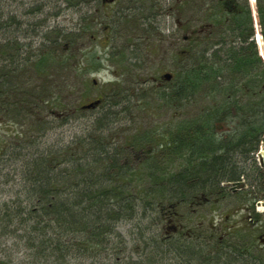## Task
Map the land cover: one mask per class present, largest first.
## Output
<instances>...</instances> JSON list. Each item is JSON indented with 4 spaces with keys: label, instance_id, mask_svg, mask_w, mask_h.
I'll use <instances>...</instances> for the list:
<instances>
[{
    "label": "trees",
    "instance_id": "16d2710c",
    "mask_svg": "<svg viewBox=\"0 0 264 264\" xmlns=\"http://www.w3.org/2000/svg\"><path fill=\"white\" fill-rule=\"evenodd\" d=\"M126 4L138 27L148 24L152 30L154 25L148 14L152 17L154 7L164 8L156 0H127ZM197 6L199 21L213 23V29L198 42L199 51L191 48L192 57L197 61L193 74L186 70L184 75L176 76L175 81L174 76L172 84L167 83L170 86L149 87L153 88L151 94H147L149 88L143 86L135 91L136 95L144 97L142 107L145 109H173L175 114L184 106L194 105L196 94L209 99L199 103L200 115L175 126L155 123L150 129L138 128L130 139L121 133L112 135L113 126L107 125L105 116L108 113L118 115L120 111L116 106L129 102L123 100L124 90L115 88L97 98L99 104L105 103L104 112L93 121L96 130L86 134L84 140L77 141L74 151L69 146L55 151L40 145L39 148H28L30 144H39V136L49 131L45 117L54 112H47L54 85L52 79L46 77L54 74L50 72L57 66L55 62H65L69 57L64 50L66 43H63L69 35L56 30L53 38L48 37L49 47L37 49L34 60L25 62L20 74L17 63L0 66V114L16 122L24 119L29 124L27 131L16 130L18 143L11 146L13 152H17V148L20 150L14 158L15 163L21 162V171H17L22 189L20 197L0 207V237L3 234L18 235L19 241L30 244L37 263L39 258L41 263L50 258L67 263L72 257L86 253L100 256L96 255L98 251L105 250L113 238L117 237L116 241H119L122 234L116 227L102 233L100 224L131 221L142 213L146 216L149 208L172 203L180 197H190L197 192V187L211 188L222 179L235 181L244 175L254 187L253 192L264 199V168L253 155L264 139V60L254 43L248 40L255 30L254 15L248 0H242L231 15L227 12L220 14L219 9L209 13L215 5H209L207 0H200ZM205 8H208L206 12ZM40 9L43 10L41 6L39 12ZM256 13L264 35V0H257ZM192 21L193 15L185 23L192 26ZM156 34L154 28L151 35ZM7 40L2 51L9 59L16 55L20 42L16 36ZM31 70L38 74L40 81L33 79L35 75ZM154 91L164 99L155 107ZM220 91L225 96L223 102L218 103L215 97ZM192 99L194 102L191 103ZM44 110L45 116L39 119V113ZM229 118L238 125L230 134L216 135L214 122ZM179 127L184 128L183 137L178 133ZM224 138L227 144L235 143L237 147L230 150V147L222 149L217 146ZM146 144L156 145L158 151L156 149L153 153L159 152L160 155L135 161L131 157L132 146L140 148ZM7 152L1 139L0 165L7 164L5 156L11 153ZM235 155L240 159H230ZM200 157L208 160H197ZM222 246L216 245V249ZM116 247L119 256L125 248ZM221 255L217 256L219 261ZM115 260H119L115 261L117 264L133 263L124 257Z\"/></svg>",
    "mask_w": 264,
    "mask_h": 264
},
{
    "label": "rangeland",
    "instance_id": "374dc122",
    "mask_svg": "<svg viewBox=\"0 0 264 264\" xmlns=\"http://www.w3.org/2000/svg\"><path fill=\"white\" fill-rule=\"evenodd\" d=\"M80 1L78 4H73L78 2V0H50L49 2L39 0V5L43 7V10L39 12L38 17L33 18L30 16L28 18L30 20H38V23H41L40 30H37L36 33H29L30 38L34 41L33 47L36 50L38 44L40 48L47 49L49 47L48 37L53 38L56 35V30H59V33L69 35V38L66 36L63 40V43H66L64 50L68 52L69 57L66 58L65 62H55L57 66H54L50 72L54 74L46 77L47 79H52L54 85L53 96L50 99L49 110L47 111L50 112L52 110L54 112L50 117H45L49 122L46 128L49 131L45 135L39 136V144H30L28 148L35 149V147L39 148L38 145H40L55 151L69 146L74 151L78 146L77 141L81 138L84 140L83 137L86 134L96 130V124L93 121L96 120V117L103 114V107L106 105L104 103L94 107L83 106L111 93L115 88L120 91L124 90L122 93L125 99L123 100L129 101L127 103L124 101L125 104H119L118 110L120 112L118 115L115 116V114L108 113L104 118L108 123L107 125L113 126L111 132L115 136L121 133L120 135L123 134L127 139H130L138 128L150 129L153 124L159 122L165 123V126L170 123L175 126L177 123H184L185 119L196 117L202 113L199 103L201 101L208 102L209 99H204L199 94H196V103L194 105L184 106L176 114L173 109L153 107L145 109L142 107L144 106V97L135 94V91L141 86L144 88L164 86L166 82L161 79L158 81L153 80V77H160L163 73H173L175 76L174 81L176 76L184 75L186 70L193 74L194 64L197 61H194L192 57L191 48L194 46L189 39L192 37V32L183 29L182 34H179L180 39H182L180 41V39L177 40L175 36L173 37L165 30L169 23L175 25L176 18L181 22L188 20L193 13V9H182L179 15L171 17L166 9L174 5L175 0H156L164 8L160 12L158 7H154L152 12L153 17L157 18L156 21L158 22L155 25H159L156 28V35L151 36L150 34H152L153 30L151 28L148 29L151 39L156 38L159 41V49L154 50L150 43H147L148 46L145 43L138 46L139 42H144L145 39L137 41L136 38L139 37V33L142 30L146 31V29L138 27L134 16L130 17L131 14L126 7L127 0H117L108 6H105L102 0ZM31 4L32 2L28 1L26 6H31ZM145 5L148 6L147 3ZM207 9L205 8V12ZM214 9H219L220 14L226 12L222 3L212 7L209 13L213 12ZM24 19H26L25 16ZM199 27L201 28L200 33L195 36H199V38L206 33L209 34L213 29L206 20L201 21ZM12 36L15 37L17 34L13 33ZM7 37L9 38V35ZM58 59L60 60L61 57ZM31 72L34 74L33 70ZM34 75V79L40 81L38 74L35 73ZM172 82L173 80L170 85ZM170 85L166 84L165 86ZM161 90L163 91V89ZM151 91H153V88H149L147 94H151ZM154 92L156 93L153 96L155 98L153 106L155 107L159 106L158 103L164 102V99L163 95H159L156 91ZM218 93L220 94H216L215 98L218 103H221L225 94H221V91ZM153 97L151 98L153 99ZM192 102H194V99L191 100ZM126 104L128 106L125 109L124 105ZM45 114L44 110L39 113L40 117L38 115V118L42 119ZM28 125L24 119H19L16 122L14 119L6 118L0 114V140H3L6 149H8L7 153L12 151L11 146L13 144L18 143V139L15 136L16 130L18 129L20 132L27 131ZM214 125L215 134L223 137L230 134L232 128L238 123L233 122L229 118L215 121ZM119 138L122 142V137ZM82 140L80 144H82ZM117 143L120 142L117 141ZM262 144H264V139L261 141ZM16 151L19 152L20 150L17 148ZM17 152L12 151L5 156L7 164L0 165V168H2V174L0 175V207L9 204V201L15 200L17 196L20 197L22 189L19 173L21 171V162L15 163L16 160L14 158ZM261 167L263 166L261 165ZM171 169L174 168L171 167ZM8 179L10 180L8 181ZM219 198L220 202L211 204L197 206L190 205V202L185 204L184 209L181 210L188 218L186 220L187 225L182 232L185 237L172 240V250H176L177 256L176 254L173 256L171 250L168 251V254L163 255H159L155 251L156 256L154 259L152 258L149 253V243L147 244L144 239V235L148 232L150 220L147 215H139L131 221L121 222L122 224L117 228L122 234L121 238L119 241L113 238L105 250L102 248V250L98 251L99 253L96 255L100 256L95 255L96 257H94L86 253L80 257H72L67 263L62 260L57 262L55 258H50L46 263H41L39 258L37 263L29 247L30 244H27L24 240L19 241L18 235L14 237L3 234L0 237L2 240L0 242V264H117L115 261L118 262L119 260L115 259L119 257L131 259L132 264H189L187 259H190L191 264H207L206 256L210 255L209 251L214 250V242L216 241V243L221 245L224 239V231L227 224L226 215L230 214L232 219H238L239 216L235 210H232L231 203L235 202L234 200L229 197ZM258 206L255 211L259 213L264 225V201L260 202ZM214 224L215 227H213ZM255 230L240 225L236 230V234L238 236L241 235L242 237H240L245 239L250 247L257 244L256 247L264 256V245L259 248L258 245H260L261 241H258ZM160 231L162 232V230H159V233H161ZM187 232L194 233L193 237L195 234L204 236L208 233L210 234L209 241L205 243V240L198 236L194 242L191 240L189 244H185V239L190 237L186 234ZM115 245H118L120 250L123 247L125 248L124 252L119 256L114 254L117 249ZM161 246L163 247L165 244ZM225 250L226 248L222 246V248L220 247V249L213 251V255L220 256ZM222 256L220 261L216 259L215 264H223ZM181 259L185 261L181 262ZM2 260L4 261L2 262Z\"/></svg>",
    "mask_w": 264,
    "mask_h": 264
},
{
    "label": "flooded vegetation",
    "instance_id": "af4514ba",
    "mask_svg": "<svg viewBox=\"0 0 264 264\" xmlns=\"http://www.w3.org/2000/svg\"><path fill=\"white\" fill-rule=\"evenodd\" d=\"M28 1H31V6H26ZM117 1V0H116ZM115 1V2H116ZM225 7L228 9L227 13L231 15V13L238 9V4L241 3L242 0H221ZM114 2H106L104 3L105 6L111 5ZM198 3H196L193 7V21L192 26H189L185 22H181L176 18V23L174 24H168L167 28L165 30L172 35L175 36L177 40L180 39L179 34H182L183 29H187L190 32H192V37L189 38L192 41V44L194 48H196L199 51V44L203 39V36L199 38V36L195 37L196 34L200 33V21L198 19L199 17V9H198ZM26 6V7H24ZM23 7V8H22ZM21 8V10H20ZM39 0H0V21H1V28H0V43H3V46L0 47V66L5 64V60L7 56L3 54V48L5 44L7 43V35L9 37L14 38L12 36V32L17 34L16 37H18V41L20 42L19 47L17 48L16 55L19 56V59L17 60L19 74L23 71V65H25L24 60L27 59L26 62L30 60H34V53L36 52V48L33 47L34 41L29 36V30H30V24L32 22V25L36 23V29L38 28V20H30L28 19L30 16L33 18L38 17L39 14ZM160 12H162V8L159 9ZM168 14L171 17H174L175 15H179L181 13L180 9L174 2V5H171L169 9H166ZM24 16L26 19H24ZM226 18H229V15L226 16ZM155 23H158L157 21L153 22L154 28H158L159 25ZM210 27L213 26V23H209ZM153 28V30H154ZM203 28V27H202ZM146 29V33L139 34V37L136 38L137 41H141L143 39L144 42H139L140 46L142 43H145V45L148 46L147 43H150L154 48V50L159 49V44L156 40V38L151 39L149 36L148 28ZM152 30V28H151ZM25 32V35H24ZM9 33V34H8ZM20 35V36H18ZM24 36V37H23ZM152 36V35H151ZM183 38V37H182ZM135 39V38H134ZM32 40V41H31ZM182 41V39H180ZM135 42V41H134ZM198 47V48H197ZM200 55V54H197ZM264 60V59H263ZM2 69V67H0ZM174 77V74L171 72L163 73L160 77H153V80H162L166 82H171ZM34 79V78H33ZM35 80V79H34ZM160 85V84H159ZM179 135L183 137V134L185 133L183 127H179L178 131ZM224 140V141H222ZM228 141L224 138L218 141L217 146H222V149L225 147H230V150H234L237 145L235 143L227 144ZM225 144V145H224ZM144 147H135L132 146V154L131 157L137 161V159L140 157V160L142 158H149L155 155H160L159 152L153 153L156 149L158 151V148L156 145L153 144H146ZM210 146H213L212 144ZM233 146V147H232ZM130 155V154H129ZM127 155V156H129ZM254 155V152H253ZM232 156V155H230ZM229 156V157H230ZM230 159L238 160L240 159L237 155L230 157ZM197 160H208L206 157H200L197 158ZM236 181V180H235ZM240 181L242 182L240 185H233L232 182L222 179L218 184L212 185L211 188H201L197 187L195 191L193 192V195L190 197H180L174 202L170 203H160L157 205L156 208H149L146 213L147 217L150 220L149 226H148V232L145 236V241L148 244V248H150V255L154 259L156 256V252H158L159 255L168 254V251L171 250L173 256L176 254V250H172V240L175 238H183L185 237L184 233L182 234L183 230L185 229V226L187 225L186 220H188L187 216L181 212V210L184 209V206L187 202H190V205H203V204H211L220 202L219 197L224 198H230L234 200L235 202H232V210H235L238 213V219H232L230 214L226 215V228L224 231V239L221 242L223 246L226 248L225 252L223 253V264H264V256L261 253V251L258 250L256 245L249 246L245 239L241 238L236 234V230L240 225H243L244 227H250L255 230V235L258 239V241H261L259 248H261L264 245V225L263 221L260 219L259 214L255 211L256 207L258 208V204L260 202H263V197H260L256 195L254 191V187L250 186L249 181L247 178L243 175L240 178ZM215 196V197H214ZM215 202H214V201ZM215 227V224L214 226ZM159 230H162L161 233H159ZM192 232H194L192 230ZM188 236H190L188 239H185L184 243L189 244L191 240L194 242V240L199 236V234L194 233H186ZM160 236V238H159ZM114 235H112V238ZM203 240H205V243L208 238L210 237V234H206L204 236H199ZM117 238V237H116ZM199 238V239H200ZM118 239V238H117ZM165 244V246H161ZM192 244V243H191ZM215 247L213 248L215 251L216 245L218 246L220 243L214 242ZM160 245V246H159ZM117 245H115L116 247ZM168 247V249H167ZM156 251V252H155ZM209 251L208 253L210 255L206 256V263L207 264H215L216 262V256L213 255L214 252ZM116 254L118 250L116 249L114 251ZM182 256V255H181ZM151 258V261H152ZM185 260L181 259V262H184ZM187 261L189 264L192 262L190 259Z\"/></svg>",
    "mask_w": 264,
    "mask_h": 264
},
{
    "label": "bare ground",
    "instance_id": "6f19581e",
    "mask_svg": "<svg viewBox=\"0 0 264 264\" xmlns=\"http://www.w3.org/2000/svg\"><path fill=\"white\" fill-rule=\"evenodd\" d=\"M41 1V0H40ZM44 2H49L50 0H43ZM200 0H175V3L176 5L178 6V8L180 9V11L182 12V9H186V10H189V8L192 10L194 5L196 3H198ZM209 3L213 4V5H219L220 3L223 4V2L221 0H207ZM248 4L252 10V15H254L255 11H256V8H257V0H248ZM225 6V5H224ZM187 7V8H186ZM43 9V7H42ZM41 10V9H40ZM225 10L226 12L228 11V9L225 7ZM192 15V14H191ZM148 16H150V23H152L153 25V22L156 21L157 18L151 17V15L148 14ZM30 24V30L29 32L31 33H36L38 29H36V23L34 25H32V22L29 23ZM151 28V25H144V28ZM146 31L145 30H142L139 34H145ZM147 33H150V32H147ZM151 35V34H150ZM249 42L251 43H254V45L256 46L257 50L259 51V49L261 48H264V35H263V31H262V26L259 24V26L257 27L256 30L253 31L252 35L248 38ZM38 48L39 47V44L37 45ZM37 48V49H38ZM19 59V56L18 55H14L13 57L9 58V59H6L5 60V63L6 64H16L17 63V60ZM27 61V59L24 60V63ZM116 109L118 110L119 107L116 106ZM216 144V143H215ZM214 144V145H215ZM216 146V145H215ZM140 161V157L137 159V162ZM142 216L145 214H141ZM124 220H118V221H115L114 223L112 224H100L99 225V229L102 233H106L109 231V229L111 227H116L118 228L120 224H122L121 222H123ZM216 259H217V256H216Z\"/></svg>",
    "mask_w": 264,
    "mask_h": 264
},
{
    "label": "water",
    "instance_id": "95a60500",
    "mask_svg": "<svg viewBox=\"0 0 264 264\" xmlns=\"http://www.w3.org/2000/svg\"><path fill=\"white\" fill-rule=\"evenodd\" d=\"M112 1H114V0H102L103 3L112 2ZM99 102H100V99H96V100L84 105L83 107H94V106L98 105ZM260 161L262 164H264V152L262 153V157H261ZM241 183H242L241 181H235L232 184L233 185H240Z\"/></svg>",
    "mask_w": 264,
    "mask_h": 264
},
{
    "label": "built area",
    "instance_id": "2783aa9c",
    "mask_svg": "<svg viewBox=\"0 0 264 264\" xmlns=\"http://www.w3.org/2000/svg\"><path fill=\"white\" fill-rule=\"evenodd\" d=\"M264 151V144L260 147L259 151L257 152V157H259L260 153Z\"/></svg>",
    "mask_w": 264,
    "mask_h": 264
}]
</instances>
